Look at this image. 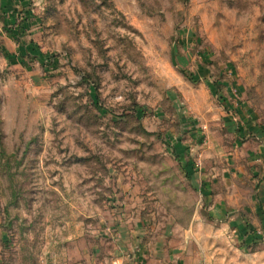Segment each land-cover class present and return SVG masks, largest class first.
I'll list each match as a JSON object with an SVG mask.
<instances>
[{
    "label": "rangeland",
    "instance_id": "obj_1",
    "mask_svg": "<svg viewBox=\"0 0 264 264\" xmlns=\"http://www.w3.org/2000/svg\"><path fill=\"white\" fill-rule=\"evenodd\" d=\"M261 131L264 0H0V264H264Z\"/></svg>",
    "mask_w": 264,
    "mask_h": 264
},
{
    "label": "crops",
    "instance_id": "obj_2",
    "mask_svg": "<svg viewBox=\"0 0 264 264\" xmlns=\"http://www.w3.org/2000/svg\"><path fill=\"white\" fill-rule=\"evenodd\" d=\"M10 7H11V5H10ZM18 7H16V8L18 9ZM5 11H6V9H5ZM15 16H18V15H9V17L7 18V21H13ZM246 120L247 119L245 118L244 121H246ZM248 126H249V124H248ZM257 131H259V128ZM259 133H262L261 136L264 135V131H261ZM262 139H264V138H262ZM245 140H246L245 141L246 149L252 148V141L247 139V138H245ZM254 153H255L254 155H256V157H257V160L261 161L264 165V140H263V142L261 141V143L257 146ZM250 154H253V152H250ZM263 177L264 176H261L263 186H261V191L259 192V197H260L259 202H261L263 204V208H264V178ZM164 254H165L164 255L165 257L161 256V258L158 260H150L149 258L151 257V255L150 256L144 255V257L146 256V259L142 258V259H140V260H142V261H140V263L137 260V261L133 262L132 264H184L182 262L183 260L181 259V255H179L178 252H176V254L173 255V257H174V258L172 257L173 260H171V257H170V259H169L170 261H167L168 260V251L165 250ZM115 262L117 264H128L127 261H125L122 258H118L117 261H115ZM185 264H188V263H185Z\"/></svg>",
    "mask_w": 264,
    "mask_h": 264
},
{
    "label": "trees",
    "instance_id": "obj_3",
    "mask_svg": "<svg viewBox=\"0 0 264 264\" xmlns=\"http://www.w3.org/2000/svg\"><path fill=\"white\" fill-rule=\"evenodd\" d=\"M9 31H11V30H9ZM12 31H13V30H12ZM12 35H14V33H13Z\"/></svg>",
    "mask_w": 264,
    "mask_h": 264
}]
</instances>
